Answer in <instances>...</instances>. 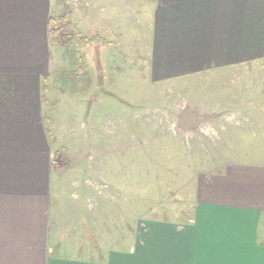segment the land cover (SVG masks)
<instances>
[{
    "label": "rangeland",
    "instance_id": "1",
    "mask_svg": "<svg viewBox=\"0 0 264 264\" xmlns=\"http://www.w3.org/2000/svg\"><path fill=\"white\" fill-rule=\"evenodd\" d=\"M148 11L146 0H52L53 14L69 12L95 41L79 61L49 44L41 69L54 255L103 262L143 246L153 226L184 229L201 201L258 206L196 179L233 165L264 170V138L249 135L264 129V111L249 109L264 106V61L157 80ZM185 109L218 116L186 131ZM259 223L264 241V214Z\"/></svg>",
    "mask_w": 264,
    "mask_h": 264
},
{
    "label": "crops",
    "instance_id": "2",
    "mask_svg": "<svg viewBox=\"0 0 264 264\" xmlns=\"http://www.w3.org/2000/svg\"><path fill=\"white\" fill-rule=\"evenodd\" d=\"M146 4L152 24L148 58L157 80L264 61V0ZM51 7L52 0H0V264H264V241L258 238L264 170L238 165L196 181L229 185L258 206L201 201L184 229L153 226L143 246L115 252L103 262L52 254L50 168L41 117V69ZM256 96L249 101L262 99L261 93ZM235 102L218 108L228 112ZM257 102L258 107L249 109L264 111ZM249 135L264 138V129Z\"/></svg>",
    "mask_w": 264,
    "mask_h": 264
},
{
    "label": "trees",
    "instance_id": "3",
    "mask_svg": "<svg viewBox=\"0 0 264 264\" xmlns=\"http://www.w3.org/2000/svg\"><path fill=\"white\" fill-rule=\"evenodd\" d=\"M46 37L50 45L60 48L72 47L77 60H80L81 49L94 43V38L83 37L70 19L69 12L51 13L46 22ZM46 77L43 79L42 92H46Z\"/></svg>",
    "mask_w": 264,
    "mask_h": 264
},
{
    "label": "flooded vegetation",
    "instance_id": "4",
    "mask_svg": "<svg viewBox=\"0 0 264 264\" xmlns=\"http://www.w3.org/2000/svg\"><path fill=\"white\" fill-rule=\"evenodd\" d=\"M186 111H188L190 113L194 112V111H192L190 109L183 110V112L180 115V120L181 121H180V124L178 125L179 129L186 130V131H195V130H197L205 121L201 122V123H199V124H197L195 126L191 125L192 124V119L189 118L188 116L184 117V114L186 113ZM208 120H211V117Z\"/></svg>",
    "mask_w": 264,
    "mask_h": 264
},
{
    "label": "water",
    "instance_id": "5",
    "mask_svg": "<svg viewBox=\"0 0 264 264\" xmlns=\"http://www.w3.org/2000/svg\"><path fill=\"white\" fill-rule=\"evenodd\" d=\"M185 116H188L189 118L192 119L191 125H193V126H195L201 122L207 121L210 118V116H207V115H198L195 112L190 113L188 111H186V113L184 114V117Z\"/></svg>",
    "mask_w": 264,
    "mask_h": 264
}]
</instances>
